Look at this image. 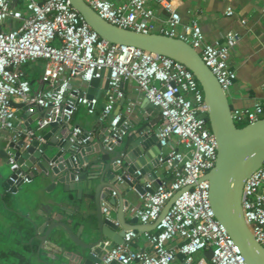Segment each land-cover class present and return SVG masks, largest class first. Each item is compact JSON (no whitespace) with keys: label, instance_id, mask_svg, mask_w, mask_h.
Segmentation results:
<instances>
[{"label":"built area","instance_id":"1","mask_svg":"<svg viewBox=\"0 0 264 264\" xmlns=\"http://www.w3.org/2000/svg\"><path fill=\"white\" fill-rule=\"evenodd\" d=\"M84 1L111 24L144 33L153 31L150 4L159 5L167 13L166 25L159 33L192 46L226 94L233 85L236 75L228 64L229 47L206 42L196 23L179 29L180 16L169 0ZM227 39L234 43L237 35L228 33ZM38 60L44 62L42 88L33 91L23 67ZM75 79L84 83L108 80L101 113L109 117L102 139L109 151L131 126L126 115L113 113L117 100L123 98L122 81H133L161 115L155 135L161 147L158 162L166 164L168 179H158L154 171V177L145 184L146 189L153 190L145 191L140 195L141 203L129 209L139 223L156 221L167 201L189 186L180 192L154 230L140 234L148 242V249L133 247L139 235L128 230L123 242L106 251L98 264H174L177 254L182 256L181 264H245L238 247L215 218L209 183L202 180L215 164L217 147L206 117L203 91L191 71L167 56L103 40L70 0H0V130L9 133L8 142L22 141L21 152L33 141L45 143L41 133L23 125L19 109L31 112L37 107L43 111L37 130L52 122H69L80 105L86 106L89 114L94 113L97 97H87L73 85ZM130 111L127 106L126 113ZM231 116L238 127L253 123L264 117V100L252 107L232 109ZM90 139V133L72 127L70 143L83 147ZM5 156L12 185L31 181L29 171L20 169L10 147ZM120 162L116 160L115 164ZM118 180L120 183V177ZM241 206L248 228L264 247V162L245 180ZM110 207L102 202L107 216ZM208 249H212L209 260L203 255Z\"/></svg>","mask_w":264,"mask_h":264},{"label":"water","instance_id":"2","mask_svg":"<svg viewBox=\"0 0 264 264\" xmlns=\"http://www.w3.org/2000/svg\"><path fill=\"white\" fill-rule=\"evenodd\" d=\"M70 3L103 40L167 56L182 63L194 75L203 91L206 117L217 147L215 164L202 178L209 183L211 208L215 218L238 247L245 264H264V247L256 241L248 228L241 206L245 180L264 162V117L238 127L232 119V108L227 94L215 75L198 52L183 40L155 31L144 33L121 28L101 18L84 0H70ZM101 81L105 82L107 88V79H92L89 85L93 87ZM91 91L92 89H88L87 97L93 96ZM145 104L146 110L150 111L151 104L147 99ZM36 109L37 107H33L32 110ZM159 120L160 114L154 121L139 128L121 151L117 146L122 141L112 150H107L102 144L104 134H101L98 143L93 147L100 151L102 156L91 162L86 156V152L91 150L89 143L83 147L70 143L72 126L65 120L50 123V131L43 136L46 141L55 133L50 139L53 154L47 153L46 144L37 141H33L25 151L15 153L20 169L29 171L31 179H48V187L59 186L54 203L69 215L68 218H61L62 216L55 210L52 211L50 206L42 209L43 221L33 224L35 237L41 242L39 249L47 244L56 245L77 256L79 262L83 261L82 264H98L106 251L123 242L126 231L134 230L139 235L144 231L154 230L180 192L187 190L189 186L176 192L167 201L156 221L143 224L136 218L131 222L126 220L129 201L124 198L121 185H127L139 195L153 190V187L146 189L144 186L154 177L152 171L159 166L161 147L152 130V126ZM18 144L21 146L22 141ZM116 160L121 161L120 165L115 164ZM84 165L91 167L88 174L84 173ZM9 176L2 182V190L15 193L22 183L12 185ZM127 176L131 177V180H128ZM84 190L89 192L85 193ZM73 191L77 192V201L71 194ZM112 192L115 194L112 195ZM105 198L109 205L116 206L115 219L102 211ZM61 204L66 206L63 208ZM71 224L77 227V231L69 227ZM41 229L43 233L39 235L37 232ZM68 240L78 247V250L72 251ZM23 246L19 251L13 250V253L23 264H32L33 245L29 242ZM46 249L51 248L48 246ZM54 253L58 254L57 251ZM203 255L209 260L212 249L205 250Z\"/></svg>","mask_w":264,"mask_h":264},{"label":"crops","instance_id":"3","mask_svg":"<svg viewBox=\"0 0 264 264\" xmlns=\"http://www.w3.org/2000/svg\"><path fill=\"white\" fill-rule=\"evenodd\" d=\"M169 1L180 16L181 24L178 27L179 29L186 24L196 23L200 27L206 42H220L229 47L228 64L235 71L236 75L233 85L227 91L231 108L252 107L256 102L263 101L264 0ZM150 7L154 11V16L151 20L153 31L159 32L166 25L167 13L157 4L151 3ZM228 10L230 13H228ZM228 33L237 35L234 43L228 41ZM36 63L40 67H36V75L29 78L33 91L42 88L40 76L44 62L43 60H38ZM73 85L79 87L85 93L88 92V89H92V95L98 99L94 113L89 114L86 106L80 105L69 121L72 127L79 126L83 132L91 134V139L89 140L91 150L86 152V156L89 162L95 161L102 155L93 146L98 143V138L103 134L109 119V117H103L101 113L103 103L106 100L107 88L104 81L90 87L89 83L75 79ZM121 90L123 92V99L117 100L113 113L126 115L131 122V126L121 144L117 146V149L120 151L139 128L154 121L159 116L158 110L152 106L150 111L146 110V98L133 81H122ZM127 106L131 107L129 114L126 113ZM18 114L24 119L23 125L26 127L36 130L43 136L50 131L49 125L43 130H37L38 119L43 115V111L39 108L31 112L19 109ZM160 124L161 120L152 126L153 132L157 131ZM8 136L9 133L7 131L0 130V258L12 259L15 264H23L17 259V255L13 253V250L19 251L20 248L24 247L23 245L31 242L33 245L32 264H43L42 261H45L47 264H82L83 261L79 262L77 256L69 253L68 250L60 249L56 245L45 243L51 249L47 250V245L39 249L41 242L35 237V226L33 224H39L43 221L42 209L45 206H50L52 211L55 210L60 214V217L62 216L61 218L69 217L68 214L60 210L54 203L59 186L50 188L48 187V179L34 177L31 181L22 183L15 193L2 190V182L10 175L5 150L7 147H10L15 153L17 151L21 152L18 142L16 144L9 143ZM54 136L55 133H52L51 137ZM50 139L44 143L48 149L53 147ZM172 144L174 145V142ZM163 151L166 152L167 149H163ZM83 168L86 174L91 171V167L88 165H84ZM154 171H156L158 179H168L166 164L159 163V166L152 172L154 173ZM121 188L124 198L129 201V205L126 208V220L131 222L134 217L130 214L129 209L133 206H138L141 203V198L135 190L129 189L127 185L122 184ZM84 192L88 193L89 191L84 190ZM76 193V191L71 193L74 200ZM103 202H107V198L103 199ZM61 206L64 208L66 205L61 204ZM115 208L116 206H111L108 213V216L112 219H115ZM69 227L73 231H77L75 225L71 224ZM37 233L42 235L43 230L41 229ZM82 238L86 240L83 236ZM68 243L72 251L78 250V247H75L69 240ZM132 246L135 248H149L148 242L140 234ZM55 251L58 254H55ZM55 257H58L57 260H54ZM174 264H178L177 261Z\"/></svg>","mask_w":264,"mask_h":264},{"label":"trees","instance_id":"4","mask_svg":"<svg viewBox=\"0 0 264 264\" xmlns=\"http://www.w3.org/2000/svg\"><path fill=\"white\" fill-rule=\"evenodd\" d=\"M36 67L39 68V64L36 62L28 63L26 64L23 69L25 72L26 77L29 79L30 77H33L36 75L37 70ZM30 81V80H29ZM182 256L180 254L176 255V261L178 264H181Z\"/></svg>","mask_w":264,"mask_h":264},{"label":"rangeland","instance_id":"5","mask_svg":"<svg viewBox=\"0 0 264 264\" xmlns=\"http://www.w3.org/2000/svg\"><path fill=\"white\" fill-rule=\"evenodd\" d=\"M47 153L50 154V155L53 154L54 153V149L49 148L47 150ZM0 262L3 263V264H15L12 259H3V258H0Z\"/></svg>","mask_w":264,"mask_h":264}]
</instances>
